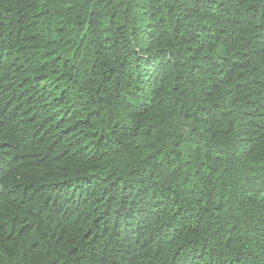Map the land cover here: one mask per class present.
Masks as SVG:
<instances>
[{"label":"trees","instance_id":"obj_1","mask_svg":"<svg viewBox=\"0 0 264 264\" xmlns=\"http://www.w3.org/2000/svg\"><path fill=\"white\" fill-rule=\"evenodd\" d=\"M0 264H264V0H0Z\"/></svg>","mask_w":264,"mask_h":264}]
</instances>
